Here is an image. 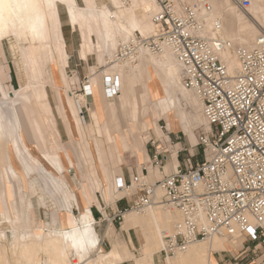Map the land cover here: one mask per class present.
I'll use <instances>...</instances> for the list:
<instances>
[{"label":"bare ground","instance_id":"1","mask_svg":"<svg viewBox=\"0 0 264 264\" xmlns=\"http://www.w3.org/2000/svg\"><path fill=\"white\" fill-rule=\"evenodd\" d=\"M172 1L177 7L181 6L178 0ZM185 1L192 3L191 0ZM199 1V4L188 5L195 6L204 20L202 34H216L232 40L234 45L249 46L262 33L260 28L261 22L264 23V0H250L246 8L250 16L245 15L233 0ZM82 2L83 5H79L77 0H53L54 7L51 9L44 6L36 13H25L14 20H6V31L0 35V44L4 38L9 42L12 55L24 70L23 85L19 90H6L4 84L0 83V108L13 109L17 122L15 125L12 119L0 114V225L4 224V228H0V264H122L124 259H131L134 264H217L213 252L240 246V236L212 235L194 241L184 251L164 259L159 252L163 236L173 232L174 227L182 221V216L178 210L163 203L143 211L131 209L123 212L121 228H133L141 234L139 255H135L125 242L114 237L115 232L111 226L106 233L111 240V247L105 252L100 251V238L93 225L89 193L101 189L108 204H113L121 196L130 198L129 193L116 189V176L111 179L115 169L111 170L110 167L113 154L109 148H115L116 154L129 151L138 158L149 159L141 132L150 126L156 128V121L147 117L150 108L159 111L155 114L156 118L161 115L167 120L166 128L169 131L173 129L169 118L170 112H173L178 126L185 130L192 144L196 143L195 136L188 127V113L182 108V102H189L197 111L195 118L200 120L198 123L204 121L206 130L209 126L201 113V103L196 94L181 85V67L169 49L159 53L143 51L134 63L112 60L118 44L127 40L134 31L144 36L154 31L151 16L158 10L156 0H109L113 8L108 4H98L97 0ZM59 6L67 9L71 22L79 27L81 57L86 59L90 53H96L100 67H91V76L87 80L92 95L71 92L67 94L66 101H62L58 87L51 85V96L57 111L63 121L65 112L70 113L78 136H81L83 155L80 157L77 154V157L82 165L88 166L86 178L90 185L82 189L86 199H83L79 217L67 214L69 217L66 218L61 214L64 217L63 225H68L67 228H58L53 217L50 220L53 228L41 227L25 233L23 214H26L30 203H24L26 195L21 193V177L7 147L9 140L16 138L20 141L30 162L32 172L27 173V177L31 193L39 190L35 167L31 162L34 161L40 170L48 174V180L65 201L75 199L77 203L76 194L64 174L74 170L77 163L74 160L77 158L73 160L64 149L67 144L63 147L58 141L59 131L45 89V83L51 79L52 68L58 66V59L61 62L59 74L62 78L66 75L64 66L68 54L61 30ZM215 19L220 22L216 32L213 31ZM220 56L229 72L234 73L238 68V60L233 48L224 49ZM5 69L4 65H0V72ZM104 76H111L112 81H117L118 89L113 95L105 93ZM137 83L143 85L144 99L136 92ZM87 98L92 100L91 105L86 101ZM83 109L88 121L81 114ZM119 111L125 121L123 125ZM157 128L158 134H161L162 130ZM93 130L97 137L92 149L86 135ZM29 133L36 140V148L26 143L32 139H27ZM102 136L104 139L99 138ZM67 146H70L69 142ZM162 150L168 149L162 147ZM177 166L176 152H172L166 161L165 172L175 170ZM148 171L149 178L158 179L164 174L158 166L150 164ZM11 196L14 199L11 200ZM158 196H161L159 191ZM12 210L14 219L9 215Z\"/></svg>","mask_w":264,"mask_h":264},{"label":"built area","instance_id":"2","mask_svg":"<svg viewBox=\"0 0 264 264\" xmlns=\"http://www.w3.org/2000/svg\"><path fill=\"white\" fill-rule=\"evenodd\" d=\"M233 1L243 10L250 5V0ZM156 2L158 10L151 16L154 31L147 36L134 31L118 44L112 60L134 63L143 51L173 53L181 67L180 83L196 94L209 126L197 136L203 157L193 164L188 152L183 167L178 165L154 182L146 169V174L135 173L128 181L118 178L116 189L132 199L128 208L116 210L108 219L120 221L128 209L143 211L163 203L182 216L173 232L163 236L159 252L164 259L212 235H238L256 242L261 260L253 259V264H264V31L249 46L234 45L228 38L202 34L204 20L195 6ZM219 28L215 19L213 31ZM227 48H233L238 60L234 73L220 56ZM85 79L83 94L90 95ZM104 86L106 95L118 89L111 76H104ZM161 128L169 135L165 124ZM164 153L155 146L151 162L165 161Z\"/></svg>","mask_w":264,"mask_h":264},{"label":"crops","instance_id":"3","mask_svg":"<svg viewBox=\"0 0 264 264\" xmlns=\"http://www.w3.org/2000/svg\"><path fill=\"white\" fill-rule=\"evenodd\" d=\"M61 30H62V24H61ZM62 33H63V38L65 41V49L67 48L66 52L68 54V60H67V65L65 66V70L67 73L70 72L73 77L75 76L78 78L77 83H76L77 88L76 87L75 88H76V90H82V85H85V84L81 85V83H83V78L91 75V67H96L98 69L99 68L97 65L98 63H97V61L93 62L92 57H90V55H87L86 59H83L80 56V54H79L80 49L77 48L76 41L74 39H72L71 32H65L62 30ZM67 68H68V70H67ZM58 86H59L58 89L60 92L61 99L63 101H65L64 86L62 83H60ZM88 90L91 91L90 95H92L91 85H89ZM65 113L66 114H65L64 121L62 119V116L59 113L57 115V119L55 118L56 126H57V129L59 131L60 142H61V145H63V147L66 144L68 145V142H69L70 146L66 145L65 147H67V148L64 147V149L70 155L71 154L77 155L78 154V142L81 139L80 138L81 136H78V132L76 131V129L74 127V121H73V118L70 115V113H68V112H65ZM81 114L83 115V112H81ZM66 123H67V126L65 125ZM66 127H69V128H66ZM179 131H180L179 129L174 130V131H170L169 138L171 141H172L171 135H173V133H174V137L176 138ZM68 133L70 134L71 137L69 136ZM94 135H95V137H94ZM86 137L85 138L88 140L91 148L93 149L94 148L93 147L94 146V139L97 137L96 134L94 132L92 134H90V132H89L86 135ZM151 145H152L151 149H149L145 145V150H146V153H147L150 160H152V157H153L154 152H155V146H156L155 143L151 144ZM7 147H9V151H10V149L12 151H14V144L12 141L9 140L7 142ZM109 151H111L113 154V158L110 162L111 163L110 167H111V170L115 169V174L113 172L111 179L114 178L113 176L117 175L115 180H114V183L116 182V180L118 178H122L124 181H128L131 175H133L135 173H139V172L141 174H144L145 169H147L141 163L139 164V158L137 156H135L134 154H132L128 151L122 152L119 157L116 154L117 152H116L115 148H109ZM167 157H168V155L166 156V159L164 161L165 164L167 161ZM74 159H76V158L74 157L73 160ZM176 159L178 161V165L181 166V164H183V160L180 161L178 154L176 156ZM77 160L78 159L74 160L75 162H77L75 167H74V170L65 174L66 180H67L70 188L72 190H74V192L76 194L77 203H76L75 199L69 200V201H65L64 198L58 199L59 193L52 186V184L50 183V181L48 179H46V181L42 180L43 182L39 181V183L37 185H38L39 190L40 189L41 190L40 191L37 190L36 192L31 193V191H30V180L29 179L23 180L22 174L20 175L21 179H19V180H20L21 193L23 195H26V196H24V197H26L24 203H26V205L28 202L30 203V206H28V209H26V211H27V212H25L26 214H23V218L26 221V226L23 228V231L25 233L26 232H32L33 230L41 228V227H43L44 229H47L48 227L53 228V226L50 225V220L53 217L55 218V223H56V226L58 228H67L68 225H63L64 224V217L61 216V214H64L66 216V218L69 217L67 214H72V216L74 215V218L79 217L80 212L83 209V199H86L85 194L82 193V189L85 186L88 187V185H90V183H89L88 178H86V175L83 174L85 169L83 168L82 162H80L81 160L80 161L79 160L77 161ZM12 162L14 163L13 157H12ZM78 163L80 165V168L77 166ZM117 167H119V169H117ZM16 171H17V169H16ZM22 172L25 175V172L24 171H22ZM78 172L80 173L81 177H79ZM17 173L20 174L19 172H17ZM25 176L27 177V175H25ZM13 196H11V200H12V198L14 199ZM89 196H90L89 197V199H90L89 206H90L91 213L94 217L93 225H94V228L97 231L99 238H100L99 249L105 250L104 247H106V249L109 250L111 247V240H110V238H108L106 236V233L110 227L109 222L113 223V221H110L108 219L109 218L108 215L110 216L116 210L127 208L130 205L132 197L130 196V200L128 197H125V198L120 199V200L115 199L114 204H108L107 202L104 201L102 193L100 190L96 189L95 191H93V193H91V194L89 193ZM27 198H29V199H27ZM47 198H49L51 200L52 204L54 205V209L52 211H50ZM95 198H96V200H95ZM11 200H10V202H11ZM120 204H122V205H120ZM9 215L13 219L15 218L13 210L11 211V214H9ZM122 222H123V220H121V222H119L118 228H116V226L113 225V229H114L116 235L118 236V238L121 241H124L127 244L128 248L135 255H138L139 252H137V251L140 250V247H141V237H140L139 233H137V231L133 228H129L128 230L122 229L121 228ZM130 241H131L133 246L131 245ZM226 251L228 254H222L221 253V252H223L222 250L219 252H213V256H214L216 263L217 264H239L238 262L233 263L231 261V259L235 257L234 254H232V249H229V250L226 249ZM162 262L165 263L164 260ZM121 263L122 264H134L133 260H131V259L130 260L124 259ZM242 264H253V261L249 260L247 258L246 262H243Z\"/></svg>","mask_w":264,"mask_h":264},{"label":"rangeland","instance_id":"4","mask_svg":"<svg viewBox=\"0 0 264 264\" xmlns=\"http://www.w3.org/2000/svg\"><path fill=\"white\" fill-rule=\"evenodd\" d=\"M97 1H98V4H102V3L108 4L109 7L113 8V6L109 2V0H97ZM77 2H78L79 5H83L82 0H77ZM178 2H179V5H183V4H199L200 3L199 0H191L192 3H188L185 0H178ZM241 10L243 11V13L245 15L250 16V14H251L250 11H248L247 9L246 10L241 9ZM59 11H60L62 30L65 31V32H71L72 39H74L76 41L77 48L80 49L81 34L79 33L80 32L79 31V27L71 22V20L69 18V13H68L66 8H64L63 6H59ZM260 31L261 32L264 31V23H262V22H261ZM93 40H94L95 43H97V39L94 36H93ZM79 52H80V50H79ZM89 55H90V57H92L93 62L97 61L96 53L92 52ZM97 63H99V62L97 61ZM0 65H4L5 68H6L5 71L3 70L2 72H0V83L4 84V88L6 90H14V89L15 90H19L21 88V86L23 85V81L22 80H23V76H24V70L21 67L18 66L17 58H15L12 55V52H11L10 47H9V42L5 38L2 40V42L0 44ZM66 65H67V63H66ZM60 66H61V62H60V59H58V66L57 67L54 66L52 68L51 79L45 83V89L47 91V94H48V97H49V102H50V104L52 106V110H53V113H54V116H55L56 119H57V115H58L59 112L57 111V109L55 107V104H54V99L51 96L52 92H53L52 88H51V85H56L57 87H59L58 85L60 83L63 84L64 89H65V93H64L65 101L67 99V94H69V93L71 94V92H73V90L76 91L77 94L78 93H83V90H76V88H77L76 87L77 86L76 83H77L78 78L75 77V76L73 77L70 72L67 73L66 70H65V66H64V70L66 72V75H65L64 78H62L60 76V74H59ZM67 70H68V68H67ZM88 77L89 76H87V79H88ZM85 82H86V79L83 78V83H81V85L85 84ZM142 86L143 85L141 83H137L135 87H136L137 94L142 99H144V96H143V93H142V88H141ZM82 89H83V85H82ZM73 93H75V92H73ZM1 96L2 95L0 93V97ZM86 101L88 102L89 105H91L93 103L90 98H87ZM115 103L118 104V100H116ZM182 103H183L182 104V108L186 111V113H188V119H189L188 127L194 133L195 142H196L195 144H192L190 142L185 130L182 129V127L178 126V120H177V118H176V116L174 115L173 112H170V114H169V118H170V121L172 122V126H173V129L170 130V131H174V130H177V129L180 130L178 132V135H177L178 138L174 137V133H173V135H171V139H172L173 142L170 140L169 135L166 133L164 128H161V126H164V124H165V128H166L167 120L161 115L156 118L155 114H158L159 111H153L151 108L149 110V113H148L147 117H150V119L156 121V128H154L153 126H150L146 130H143L141 133H142V136L144 137V146L146 145L149 149L152 148L151 141H156L155 145L157 146V148H158V150L160 152H163V150L161 149L162 147H165L166 149H168L166 151V153H164L165 155L166 154L168 155L167 160L172 156V152H176V156L178 154L180 161L184 160L187 157L188 152L189 153L191 152V154L193 153V157L191 159H192V163L194 164V163L200 161L202 159V157H203L202 147L197 144V136H198V133L200 131L206 130V127H205L204 121L203 122L201 121V123L200 122L198 123V121H200V120L195 118V114H196L197 111H195L191 107L190 103L189 102H184V101ZM13 111L14 110L11 109V108H9V109L0 108V114L3 117H9L10 119H12V121L15 123V125H17L16 116H15V113ZM82 112H83V115H84L86 121H88V119L86 118V112H84V109L82 110ZM118 113H119V116H120L121 124L123 125L125 121H124L122 112L119 111ZM201 113H202V111H201ZM157 127H160V130H162L163 134L162 133L158 134V132H157L158 128ZM166 130H167V128H166ZM167 131H169V130H167ZM93 132H94V130L91 131L90 134H92ZM88 133L89 132H87V134ZM166 135L168 136V138L166 137ZM99 138L100 139H104L103 136L99 137ZM27 139H31V140H28V142L30 144L26 141L28 146L31 145V144L33 146L36 145V140L34 139L33 136L30 135V133L28 134ZM59 140H60V138H58V141ZM12 142L14 144V151H12L10 149V152H11L13 160H14V163H13L14 167L17 169V171L20 173V175L22 174L23 180L29 179L25 175L28 176L27 173H31L32 170H31L30 162L26 158L25 151L23 150L20 141H18L16 138L12 139ZM60 144H61V142H60ZM178 150H181V151H179L177 153ZM81 152L83 153L82 143H81V140H79V142H78V154H79L80 157L83 155V154H81ZM145 152H146V150H145ZM120 155H121V153L119 152L117 154V156L119 157ZM70 156H71L72 159L75 156V158H77L79 160V158L77 157L76 154H74V155L71 154ZM31 162L33 163V165L35 167V171H36L35 172V176L37 178V184L39 183V181H42V180L46 181V179H48L47 178L48 174L45 173L42 169L40 170V168L37 167V164L34 161H31ZM148 162H150V163H148ZM140 163L147 168L146 169L147 170V178L151 182H154L155 180L161 179L163 176L158 177V179H155L153 177L149 178L148 177V175H149V173H148L149 172L148 171V165L149 164L153 165V166H158L159 169L164 173L163 175L170 174V173H172L174 171V170H171V171H166L165 172V170H166L165 169V165L166 164H165L164 161H162L158 165H155V163H152L150 159H143L141 157V158H139V164ZM77 166L80 168L79 163L77 164ZM181 167H183V164H181ZM83 168L85 169L83 174L87 175L88 173H87L86 168L88 169V166L83 164ZM22 171L25 172V175L23 174ZM64 174H67V173L65 172ZM138 174H140V172ZM144 174H146V171H144ZM151 178H153V179L151 180ZM97 190L101 191L103 199L106 202L105 197L103 195V191L101 189H97ZM59 198L63 199L64 197L62 196V194L59 193L58 199ZM47 199H48V205H49L50 211H52L54 209V205L52 204V202H51V200L49 198H47ZM129 200H130V198H129ZM122 204H120V205H122ZM128 210H131V209H128ZM108 217H110V216L108 215ZM119 222H121V220L120 221L113 220V223L109 222V224H110L111 227H113V225H115L116 228H118L119 227ZM0 228H4V224L0 225ZM137 233H139V232H137ZM139 235L141 237L140 233H139ZM114 237L118 238L116 233H114ZM118 240H120V239L118 238ZM238 240L241 241V245L231 248L232 249V254H234V256H235L234 258L231 259V261L233 263L238 262L239 264H242L243 262H246L247 258L249 260H252V261H253V259H257V256L259 255L260 247H257L258 248L257 250L254 249V246L256 245V242H251V241L245 240V238L243 236L238 237ZM122 242H124V241H122ZM141 245H142V239H141ZM104 249L105 250H100V251H102V252L107 251L106 247H104ZM222 251H223V252H221L222 254H228L226 249H222ZM137 252L140 253V250H138ZM260 260H261L260 258L257 259V261H260ZM11 264H13V262Z\"/></svg>","mask_w":264,"mask_h":264},{"label":"snow or ice","instance_id":"5","mask_svg":"<svg viewBox=\"0 0 264 264\" xmlns=\"http://www.w3.org/2000/svg\"><path fill=\"white\" fill-rule=\"evenodd\" d=\"M44 6L53 8V0H0V35L6 31V20H14L25 13H36Z\"/></svg>","mask_w":264,"mask_h":264},{"label":"water","instance_id":"6","mask_svg":"<svg viewBox=\"0 0 264 264\" xmlns=\"http://www.w3.org/2000/svg\"><path fill=\"white\" fill-rule=\"evenodd\" d=\"M71 171V170H70Z\"/></svg>","mask_w":264,"mask_h":264}]
</instances>
